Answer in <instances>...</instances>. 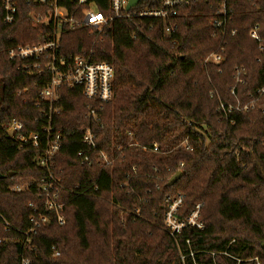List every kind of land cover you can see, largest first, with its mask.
<instances>
[{
    "label": "trees",
    "instance_id": "obj_1",
    "mask_svg": "<svg viewBox=\"0 0 264 264\" xmlns=\"http://www.w3.org/2000/svg\"><path fill=\"white\" fill-rule=\"evenodd\" d=\"M69 1L62 3L73 9L77 0ZM90 3L111 14L109 0ZM219 3L183 7L172 37L157 21L151 28L148 18H116L101 32L64 29L62 54L113 66V97L100 102L77 86L60 90L61 112L52 123L63 129L54 173L62 179L65 223L51 214L29 236V204L43 200L29 179L46 176L47 168L31 160L34 148L6 137L2 124L16 119L25 133L47 124L36 99L48 74L24 71L19 66L31 60L9 56L17 45L40 41L47 28L32 24V0H20L11 24L0 15V264H264V95L256 93L264 86V0H229L225 35L211 25ZM213 53L224 60L206 62ZM250 95L258 99L248 110L225 116L219 108L220 102L249 103ZM86 128L110 162L82 141ZM84 152L91 165L82 161ZM179 170L182 176L168 185ZM25 183L27 189L13 190ZM178 194L181 218L202 204L204 228L186 226L174 238L165 199Z\"/></svg>",
    "mask_w": 264,
    "mask_h": 264
},
{
    "label": "built area",
    "instance_id": "obj_2",
    "mask_svg": "<svg viewBox=\"0 0 264 264\" xmlns=\"http://www.w3.org/2000/svg\"><path fill=\"white\" fill-rule=\"evenodd\" d=\"M65 0H32L34 7L28 13L32 24L35 27H45L46 31L42 34V39L36 43L20 44L9 50L10 58H21L31 60L29 65H23L24 71L37 72L41 75H47L48 79L44 87L39 91L36 99V105L42 108V113L47 117V124L38 132L25 133L24 124L16 119L4 122L2 124L4 135L15 140L20 147L31 146L34 152L31 160L39 166L47 168V175L41 178L31 177L29 183L38 184L43 196L40 205L31 202L33 214L30 217L31 228L26 234L32 235L37 230L48 223L51 214L55 216L60 224L65 223L64 204L60 197L61 181L54 173L55 156L58 152L63 138V129L56 127L52 123L53 115H59L61 108L56 105L60 99V90L63 87H80L82 94L89 100H98L107 102L113 97V79L114 68L107 62L92 61L90 56L84 54H72L65 56L60 52V43L64 29H76L81 26L91 28V31L101 32L109 21L116 18H148L152 20L150 27L154 22H159L163 33L172 37L178 30V14L180 10L197 0H147L149 3H157L156 6L144 5L142 0L129 9L127 6L131 0H109L111 10L110 15L104 14L95 8L94 3L88 5V0H77L73 9L64 5ZM69 1V0H68ZM70 0L69 2H71ZM20 0H0V15L2 21L6 24L13 23L19 12ZM231 8L229 0H220L216 8L215 18L212 21V27L215 33L225 35L228 31ZM256 28V27H255ZM231 34L236 33V29L230 30ZM251 36L257 41L261 38L255 29L251 30ZM263 47V46H261ZM224 56L220 53H213L206 57V62L221 63ZM243 72L242 74H245ZM241 70H236V81L243 83L240 77ZM1 86V84H0ZM24 91H27L25 89ZM18 93H21L19 91ZM256 93L258 96L264 95V86L259 88ZM232 94L235 95L234 89ZM251 96V95H250ZM249 96V97H250ZM258 97L251 96L249 103L226 105L220 102V110L225 116H228L233 110H248L254 106ZM264 110V107H263ZM92 117H96L97 111L91 108L88 112ZM96 121L98 118H94ZM234 123V120H231ZM96 135L91 128H86L82 136V141L89 149L94 150L96 157L110 162L107 153L97 147ZM264 144V141H263ZM187 149L192 147L184 142ZM90 150V151H91ZM158 147L154 146L153 151ZM83 162L91 165L93 160L89 154L83 153ZM29 183L13 187L15 191H23L29 187ZM168 209L165 212V223L170 234L176 238L186 226L198 229L204 228L201 219V203L196 204L193 211L185 218L180 217V209L183 204V194L176 196L167 195L165 199ZM135 213H139L136 209ZM8 225V222H6ZM59 252H55L58 255ZM25 261L24 264H28Z\"/></svg>",
    "mask_w": 264,
    "mask_h": 264
},
{
    "label": "water",
    "instance_id": "obj_3",
    "mask_svg": "<svg viewBox=\"0 0 264 264\" xmlns=\"http://www.w3.org/2000/svg\"><path fill=\"white\" fill-rule=\"evenodd\" d=\"M138 3V0H131L127 6V9H129L130 7L136 5ZM182 176V171L179 170L177 171L168 181V185H172L173 183H175V181H177L180 177ZM262 246L264 247V242H262Z\"/></svg>",
    "mask_w": 264,
    "mask_h": 264
},
{
    "label": "rangeland",
    "instance_id": "obj_4",
    "mask_svg": "<svg viewBox=\"0 0 264 264\" xmlns=\"http://www.w3.org/2000/svg\"><path fill=\"white\" fill-rule=\"evenodd\" d=\"M23 185V184H22Z\"/></svg>",
    "mask_w": 264,
    "mask_h": 264
}]
</instances>
